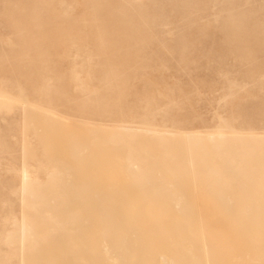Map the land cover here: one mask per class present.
I'll return each instance as SVG.
<instances>
[{
  "label": "rangeland",
  "instance_id": "374dc122",
  "mask_svg": "<svg viewBox=\"0 0 264 264\" xmlns=\"http://www.w3.org/2000/svg\"><path fill=\"white\" fill-rule=\"evenodd\" d=\"M186 148L190 166L174 159ZM127 151L186 198L205 185L215 203L214 183L235 200L243 167L264 185V0H0V264H26L54 216L37 181L52 175L55 198L104 188Z\"/></svg>",
  "mask_w": 264,
  "mask_h": 264
},
{
  "label": "bare ground",
  "instance_id": "6f19581e",
  "mask_svg": "<svg viewBox=\"0 0 264 264\" xmlns=\"http://www.w3.org/2000/svg\"><path fill=\"white\" fill-rule=\"evenodd\" d=\"M173 153L174 159L190 155L188 148ZM243 153L246 156L247 149ZM223 156L228 172L238 169L231 167L238 159L235 153ZM186 158L183 160L190 166L191 160ZM124 160L123 169L114 161L107 162L110 184L106 187L84 183L73 197L70 185L67 196L55 198L60 186L50 174L45 181L35 183L39 186L34 193L38 205L56 209H51L54 216L41 225L43 240L27 255L26 264H264V206L254 197L256 188L264 187L258 183L263 180L257 171L260 167L249 176L245 174L250 167L230 173L236 181L230 188L235 200L225 199L226 186L213 183L212 190L218 195L213 203L203 189L205 185L191 186L187 198L183 196L176 187L178 181L169 170H163L160 161L147 160L148 165L143 166L131 151ZM124 173L129 178L126 183L122 181ZM163 194L171 199L173 208ZM82 213H89L85 225L68 231L67 225L83 220ZM213 213L220 215L215 223ZM234 228L239 229L238 238L232 233ZM9 233L12 239L13 232Z\"/></svg>",
  "mask_w": 264,
  "mask_h": 264
}]
</instances>
